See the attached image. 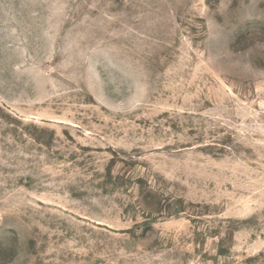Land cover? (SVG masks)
I'll use <instances>...</instances> for the list:
<instances>
[{"label":"rangeland","instance_id":"rangeland-1","mask_svg":"<svg viewBox=\"0 0 264 264\" xmlns=\"http://www.w3.org/2000/svg\"><path fill=\"white\" fill-rule=\"evenodd\" d=\"M0 264H264V0H0Z\"/></svg>","mask_w":264,"mask_h":264}]
</instances>
